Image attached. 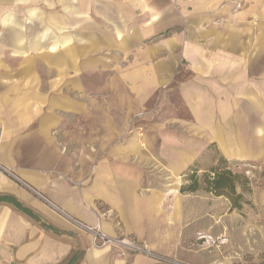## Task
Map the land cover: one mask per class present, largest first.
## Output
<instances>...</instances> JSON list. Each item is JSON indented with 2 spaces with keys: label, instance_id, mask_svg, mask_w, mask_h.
Returning <instances> with one entry per match:
<instances>
[{
  "label": "crops",
  "instance_id": "crops-1",
  "mask_svg": "<svg viewBox=\"0 0 264 264\" xmlns=\"http://www.w3.org/2000/svg\"><path fill=\"white\" fill-rule=\"evenodd\" d=\"M55 3L68 13V1ZM134 4L145 10V26L122 37L119 31L127 23L119 24L118 11L111 6L113 12L100 14L113 24L109 39L116 33L119 42L114 43L121 53L142 39L147 42L137 52L144 56L145 63L138 64L143 77H126L131 87H145L147 102L171 82L178 59H184L188 70L180 75L176 94L187 107L191 135L208 136L225 159L264 163V0H126L127 7ZM9 23L12 27L6 31ZM0 25V164L30 186L0 175V264H160L143 253L119 255L113 248L93 246L89 236L39 196L105 235L134 240L157 256L172 255L186 264L230 263L231 252L236 250L226 239L228 224L214 223L213 216L201 224L209 234L221 231L224 243L221 257L200 254L191 243L199 230L197 209L183 202L181 194L170 200L152 184L159 182V176L147 168L157 166V161L129 157L130 151L139 150L137 137L135 142H111L109 157L96 163L90 185L85 176L75 181L67 171L57 169L48 135L52 116L37 127L38 102L45 99L35 90L38 74L32 55L38 49V35L22 31L17 16L0 15ZM168 33L172 34L164 35ZM56 38L50 51L68 41L66 35ZM6 48L15 63L20 57L15 65L6 63ZM66 55L68 50L47 55L51 76L47 81L51 88H63L67 99L49 101L61 102L58 106L66 102L70 109L69 90L77 88L79 93L83 81L69 74ZM77 103L80 113L84 102ZM238 247V253L245 252L244 242Z\"/></svg>",
  "mask_w": 264,
  "mask_h": 264
},
{
  "label": "rangeland",
  "instance_id": "rangeland-1",
  "mask_svg": "<svg viewBox=\"0 0 264 264\" xmlns=\"http://www.w3.org/2000/svg\"><path fill=\"white\" fill-rule=\"evenodd\" d=\"M65 1L69 3L68 13L62 11L55 0H0V15L19 17L22 31L38 35V49L32 55L38 74L37 87L35 84L34 86L37 95L45 99L38 102L37 127L43 124L44 118L52 116L49 119L52 126L48 135L52 141L50 153L53 154V162L56 166L59 165L57 169L67 171L71 175L70 179L75 181H78L79 176H85L86 185H90L96 163L109 157V145L135 142L137 137L139 150L130 151L129 157L157 161V166L147 168L152 175L155 172L159 176V182L152 184L163 189L170 200L172 196L181 194L185 200L183 202L197 209L199 230L192 235L191 240L195 249L208 257L213 253L220 257L223 254L221 231L214 229L213 234H209V231L201 229V224L208 222L213 216L214 223L228 224L230 229L226 239L236 251L231 252L232 259L228 264H264V163L226 159L228 168L239 175L236 185V192L242 197L239 209L230 210L227 198L202 190L180 193V186L187 183L186 173L189 167L196 166L200 176L204 170L214 166L220 156L223 157L217 144L212 143L208 136L190 133L191 118L186 105L180 102L176 94V86L181 81L180 75L187 73V62L179 58L178 66L172 72L171 82L163 85L145 102V87H131L126 77L128 74H136L137 80L143 77L142 74L139 75L138 64L143 62L144 56H139L137 52L147 42L142 39L138 45L121 53L116 49L115 43L119 42L116 41V33L112 35V41L109 39L113 24L104 21L100 16L102 11L107 14L113 12V8L118 11L120 18L122 16L121 19L118 17L119 24L123 21L126 26L127 23L124 30L119 31V37H122L145 26V10L135 4L134 7H127L126 0ZM95 4L99 6L96 7ZM65 17L67 21L61 24L60 20ZM10 27L11 23L6 24V31ZM2 29L0 25V30ZM59 35L68 36L67 43L62 48L58 44L55 50L50 51L49 47ZM61 50L69 51L64 59L70 66L69 74L83 81L79 93H76L77 88L69 90L70 98L73 99L70 101V109H66V102L65 105L58 106L61 102L49 101L52 98H65L63 88L60 91L57 87L51 88L47 81L51 77L47 70L50 66L47 55L50 52L57 54ZM25 51L29 54V48ZM5 55L8 64L15 65L20 61L19 57L15 63L7 48ZM27 56H23V59L26 60ZM79 101L84 102L80 113L77 110ZM130 113L133 114L131 118ZM104 117L110 118V121H104ZM33 124L35 123L31 125ZM144 131L145 134L141 135ZM51 204L55 208H50L55 213L77 231L89 236L95 247H110L117 250L119 255L143 253L154 257L160 264H186L179 257L157 256L146 249L144 252L134 240L125 237L119 239L130 240L133 246L102 245L100 239H95L94 233L87 229L96 228L95 226L65 213L53 202ZM59 211L67 214L69 218ZM243 242L245 252L240 254L237 252L238 244Z\"/></svg>",
  "mask_w": 264,
  "mask_h": 264
},
{
  "label": "trees",
  "instance_id": "trees-1",
  "mask_svg": "<svg viewBox=\"0 0 264 264\" xmlns=\"http://www.w3.org/2000/svg\"><path fill=\"white\" fill-rule=\"evenodd\" d=\"M227 160L220 156L216 164L204 170L198 176L196 166L188 168L187 183L180 186V193H193L202 190L214 196H224L230 203V210L241 208V195L236 192L239 175L234 174L227 166Z\"/></svg>",
  "mask_w": 264,
  "mask_h": 264
},
{
  "label": "built area",
  "instance_id": "built-area-1",
  "mask_svg": "<svg viewBox=\"0 0 264 264\" xmlns=\"http://www.w3.org/2000/svg\"><path fill=\"white\" fill-rule=\"evenodd\" d=\"M0 175L6 176L8 178H11L13 180H15L16 182H19L20 184H22L25 187H28L25 183H23L19 177L14 174L9 168H7L6 166L0 164ZM29 188V187H28ZM41 197V199L51 208H53L54 206L51 204V202H49L46 198ZM55 208V207H54ZM61 214H63L64 216H66L67 218H69V216L67 214H65L62 211H59ZM88 230L92 231L94 233V238L95 239H100V241L102 242V245H107V244H114V245H124V246H133V242L128 240V239H114L111 237H108L107 235H105L104 233H102L98 227L96 228H87ZM141 250V249H139ZM142 250L145 249L142 247Z\"/></svg>",
  "mask_w": 264,
  "mask_h": 264
}]
</instances>
